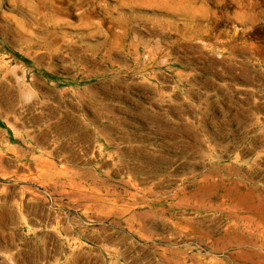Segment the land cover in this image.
I'll return each mask as SVG.
<instances>
[{
  "label": "rangeland",
  "instance_id": "rangeland-1",
  "mask_svg": "<svg viewBox=\"0 0 264 264\" xmlns=\"http://www.w3.org/2000/svg\"><path fill=\"white\" fill-rule=\"evenodd\" d=\"M0 264H264V0H0Z\"/></svg>",
  "mask_w": 264,
  "mask_h": 264
}]
</instances>
